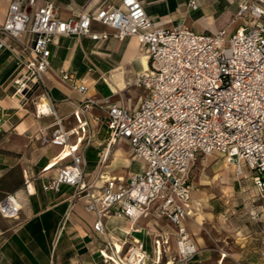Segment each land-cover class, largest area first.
<instances>
[{"label": "built area", "instance_id": "obj_1", "mask_svg": "<svg viewBox=\"0 0 264 264\" xmlns=\"http://www.w3.org/2000/svg\"><path fill=\"white\" fill-rule=\"evenodd\" d=\"M199 6L200 0L188 2L189 8ZM244 15L251 21L228 36L226 28L198 32L184 19L172 27L157 25L142 0H122L117 6L83 10L69 18H62L51 1L28 9L22 0H12L0 24V50L7 48L16 61L11 80L15 93L27 99L41 89L36 116L55 118L51 133H45L47 127L40 130L42 141L68 146L66 153L71 156L69 163L56 166V175L43 182V189L57 191L69 184L84 192L86 209L96 213L94 227L102 233L107 232V215L135 223L155 208L176 228V254L166 264H187L198 251L186 225L192 214L188 174L198 153L219 151L235 165L237 174L245 166L253 170V182L264 194V0L241 3L238 16ZM93 22L107 29L94 30ZM59 35L90 36L96 41L136 36L147 50L150 66L133 79V84L147 89L138 109L130 110L111 96L85 95L83 102L75 104L83 115L94 107L101 109L110 130L109 143L126 138L134 156L145 161V167L129 174L118 188L109 179L98 191L92 190L93 183L85 179L84 151L69 144L77 128L88 121L66 128L46 85L50 43ZM61 78L86 94L88 87L71 81L69 73L62 72ZM21 209V200L13 192L0 199L4 217L19 219ZM168 240L165 236L155 242L160 246ZM128 242L120 248L108 242L105 262L150 264L144 243L135 238ZM156 260L160 262V252Z\"/></svg>", "mask_w": 264, "mask_h": 264}, {"label": "crops", "instance_id": "obj_2", "mask_svg": "<svg viewBox=\"0 0 264 264\" xmlns=\"http://www.w3.org/2000/svg\"><path fill=\"white\" fill-rule=\"evenodd\" d=\"M48 1L55 4L62 18H69L83 10L94 12L117 6L122 0H22V3L33 9ZM244 1L200 0V6L192 9L188 7L189 0H142L157 25L172 27L184 19L198 32L226 28L228 36L251 21L249 15L238 16ZM11 2L0 0V24L6 19ZM92 28L99 31L107 26L93 22ZM50 48L51 68L45 74V82L64 117V126L77 127L82 120L88 121L86 126L77 128L78 133L69 143L84 151L85 179L93 183L94 191L109 179L115 180V188L124 185L129 174L145 167V161L134 156L126 138L109 143L110 130L101 109L94 107L83 115L75 104L83 102L85 95L111 96L130 110L138 109L147 89L133 84V79L150 66L145 46L136 36L123 40L110 36L96 41L90 36L59 35ZM16 68L12 53L2 48L0 199L13 192L21 200L22 209L19 219L0 213V264H116L104 260L110 253L106 248L108 242L120 248L133 238L144 243L150 264L172 260L176 254V228L168 218L158 215L155 208L148 217L135 223L127 217L107 215L104 218L107 232L102 233L94 227L96 213L86 209L88 197L84 192H76L69 184H62L57 191L43 189V182L56 175V166L70 162L71 156L66 153L69 147L42 141L40 130L47 127L45 133H51L55 118L36 116L35 101L41 89L27 99L15 93L11 80ZM62 72L69 73L71 81L85 84L86 94L62 80ZM225 167L222 173L233 172L235 176L232 189L222 196L212 192L210 182L197 186L188 177L192 186V214L186 225L198 251L187 264H264V194L253 182V170L245 166L244 172L237 174L236 167L231 170L228 163ZM165 236L168 242L157 246L155 241ZM157 252L161 256L159 263Z\"/></svg>", "mask_w": 264, "mask_h": 264}, {"label": "rangeland", "instance_id": "obj_3", "mask_svg": "<svg viewBox=\"0 0 264 264\" xmlns=\"http://www.w3.org/2000/svg\"><path fill=\"white\" fill-rule=\"evenodd\" d=\"M218 153L215 151L212 154H199L191 162L189 176L197 186H203V184L210 182L209 186H211L212 192L222 196L223 192L226 194L225 192H229L228 190L232 189L233 177L235 176L233 172L227 175L222 172L225 170L227 163L231 170H235L233 169L235 167ZM217 173L219 174L218 179H214ZM225 197L226 195L223 198Z\"/></svg>", "mask_w": 264, "mask_h": 264}, {"label": "bare ground", "instance_id": "obj_4", "mask_svg": "<svg viewBox=\"0 0 264 264\" xmlns=\"http://www.w3.org/2000/svg\"><path fill=\"white\" fill-rule=\"evenodd\" d=\"M43 105H44V104H43ZM43 105H42V106H43ZM43 108H45V107L43 106ZM67 154H70V152H68Z\"/></svg>", "mask_w": 264, "mask_h": 264}]
</instances>
